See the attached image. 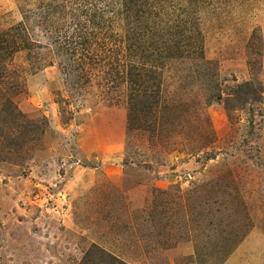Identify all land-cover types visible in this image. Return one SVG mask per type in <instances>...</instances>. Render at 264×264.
<instances>
[{"label":"rangeland","instance_id":"rangeland-1","mask_svg":"<svg viewBox=\"0 0 264 264\" xmlns=\"http://www.w3.org/2000/svg\"><path fill=\"white\" fill-rule=\"evenodd\" d=\"M127 2L0 0V264H264V0Z\"/></svg>","mask_w":264,"mask_h":264},{"label":"trees","instance_id":"trees-1","mask_svg":"<svg viewBox=\"0 0 264 264\" xmlns=\"http://www.w3.org/2000/svg\"><path fill=\"white\" fill-rule=\"evenodd\" d=\"M125 1L127 2L128 0H125ZM144 2H145V0H129L127 3H128V5H131V6H128L127 8L128 9H132L133 12L136 14L135 16H137L138 15V10L141 11V8H138V7H139V5H142ZM127 3L126 4L123 3L124 9H125V5H127ZM190 43L191 42H188V43L185 42V45H179V43H177L178 45L175 46L177 52H179V50L181 49L180 52H179L181 55L179 57H183L184 55L188 54V49H189V53L194 54L191 51V49L189 48V47H191ZM132 70H130L129 80H130V82H131L132 85H135V86L140 87L141 86V84L139 83V81H140V79H139L140 78V74L137 73L139 71L137 69H132Z\"/></svg>","mask_w":264,"mask_h":264}]
</instances>
